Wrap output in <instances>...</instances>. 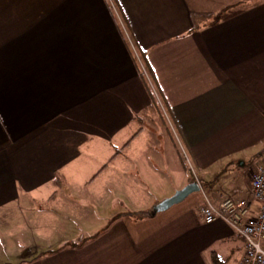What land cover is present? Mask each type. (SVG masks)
<instances>
[{"label": "crops", "instance_id": "0c3cea01", "mask_svg": "<svg viewBox=\"0 0 264 264\" xmlns=\"http://www.w3.org/2000/svg\"><path fill=\"white\" fill-rule=\"evenodd\" d=\"M181 153L200 191L152 215L189 184ZM263 159L264 0H0V232L176 169L150 205L6 264H238L201 193L247 197Z\"/></svg>", "mask_w": 264, "mask_h": 264}, {"label": "rangeland", "instance_id": "374dc122", "mask_svg": "<svg viewBox=\"0 0 264 264\" xmlns=\"http://www.w3.org/2000/svg\"><path fill=\"white\" fill-rule=\"evenodd\" d=\"M146 154H144L145 157ZM182 158V172L187 174L189 183L195 182L197 177L201 178L200 171L192 165L190 157H187L186 154L181 153ZM161 170V178L157 181L156 179L150 180L149 183L139 184V185H124L121 188L116 189V186H105L102 189V192L108 193V198L102 206H96L93 209V213L87 211L85 216L79 215L78 212L81 211L80 207H77L76 210H71L70 214H73L70 218L64 217L62 222L64 226L57 225L56 220L52 222V219H45L44 222H40L41 227H31L32 232L25 233L22 231L21 227H18V233H14L11 236H7V233L0 232V264L12 263L15 260V255L19 252H25L29 247V250L32 253L41 254L42 252L47 253L50 249L42 248L44 245H51L56 247L59 245V241L64 234L61 233L62 229L65 228L66 232L72 236L79 235L83 229L91 227L92 230H97L105 225L107 221H112L119 214L124 213L127 210V207L134 209L136 206H146L150 205V200H148L149 193L153 195L156 191L162 189L170 188V178L174 181L173 176L175 175V170L173 171V176L169 177L167 173L169 170ZM203 179V178H202ZM118 187V186H117ZM163 191V190H162ZM154 192V193H153ZM173 192L171 195H173ZM171 197V196H170ZM93 202V203H92ZM96 200L93 198L91 203L96 205ZM74 213H77L75 215ZM97 213V215H96ZM19 219V218H18ZM112 219V220H111ZM61 222V223H62ZM20 226V225H19ZM70 228V229H69ZM81 230V231H80ZM40 231V232H38ZM42 231V232H41ZM70 231V232H69ZM66 233V234H67ZM6 237V238H5ZM32 247V249H30ZM35 247L39 249H34ZM264 247V246H263ZM52 248L51 250H54Z\"/></svg>", "mask_w": 264, "mask_h": 264}, {"label": "built area", "instance_id": "2783aa9c", "mask_svg": "<svg viewBox=\"0 0 264 264\" xmlns=\"http://www.w3.org/2000/svg\"><path fill=\"white\" fill-rule=\"evenodd\" d=\"M201 195L203 222L221 220L242 239L243 256L238 264H264V159L251 172L247 197L239 200L227 197L213 204L203 192Z\"/></svg>", "mask_w": 264, "mask_h": 264}, {"label": "water", "instance_id": "95a60500", "mask_svg": "<svg viewBox=\"0 0 264 264\" xmlns=\"http://www.w3.org/2000/svg\"><path fill=\"white\" fill-rule=\"evenodd\" d=\"M200 191V186L197 184V182H192L183 187L181 190L176 191L170 198H167L157 204L152 209V215H155L156 213L162 212L167 210L169 207L180 203L184 199L188 198L190 195L197 193Z\"/></svg>", "mask_w": 264, "mask_h": 264}]
</instances>
